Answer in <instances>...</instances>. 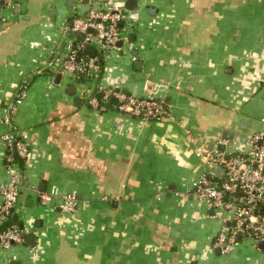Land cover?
<instances>
[{"label": "crops", "instance_id": "crops-1", "mask_svg": "<svg viewBox=\"0 0 264 264\" xmlns=\"http://www.w3.org/2000/svg\"><path fill=\"white\" fill-rule=\"evenodd\" d=\"M124 1L0 4V184L9 179L1 135L28 145L14 209L22 241L0 245V264H264V247L246 237L227 255L213 247L224 220L193 192L198 148L244 152L264 129V0ZM90 9L121 10V41L98 75L78 81L54 68L63 25ZM109 86L167 114L92 109L87 93ZM48 190L75 192V209L39 203Z\"/></svg>", "mask_w": 264, "mask_h": 264}, {"label": "built area", "instance_id": "built-area-1", "mask_svg": "<svg viewBox=\"0 0 264 264\" xmlns=\"http://www.w3.org/2000/svg\"><path fill=\"white\" fill-rule=\"evenodd\" d=\"M4 0H0V4ZM120 9H90L84 15H71L63 25L66 40L65 54L56 71L71 74L76 80L85 75H98L103 56L112 49H119L120 24L123 21ZM76 32V35H72ZM264 86V79L262 81ZM20 90L10 107V113L21 101ZM87 104L97 111L105 110L108 102L116 110L144 119H156L167 114L161 102L149 97H139L126 92L120 86H109L87 93ZM6 151L3 157L5 171L9 175L6 183L0 184V245L22 241L21 230L11 216L15 214L20 190L23 185L18 161L26 157L28 145L11 132L1 135ZM244 152L230 153L212 150L203 146L196 151L203 172L193 182L195 196L204 201L213 215L224 222L212 239V245L222 254H228L237 244L238 235L254 243L264 241V129L246 138ZM221 167L220 173L217 168ZM59 199L63 212L75 209L78 196L70 191L56 194L54 190L38 193L39 203H48L51 198Z\"/></svg>", "mask_w": 264, "mask_h": 264}, {"label": "water", "instance_id": "water-1", "mask_svg": "<svg viewBox=\"0 0 264 264\" xmlns=\"http://www.w3.org/2000/svg\"><path fill=\"white\" fill-rule=\"evenodd\" d=\"M124 3H125L124 4L125 8H127V9H135L136 8V5H137V0H125ZM120 27H122V24H120ZM73 34L76 35L77 33L76 32H73ZM117 45L120 46V42H118ZM59 75L60 74L58 73L57 76H59ZM224 133L227 134L224 137L225 138H228V139L231 138L230 135H233L231 130H224ZM222 149H223V147L221 148V150ZM221 170H222V168L221 167H218L217 168V173H220ZM240 238H241V236L238 235V239H240ZM258 245L264 247V241H259L258 242ZM192 264H194V263H192Z\"/></svg>", "mask_w": 264, "mask_h": 264}, {"label": "trees", "instance_id": "trees-1", "mask_svg": "<svg viewBox=\"0 0 264 264\" xmlns=\"http://www.w3.org/2000/svg\"><path fill=\"white\" fill-rule=\"evenodd\" d=\"M85 76H87V75H85ZM109 103H110V102H108L107 105H108L109 107H112V105L109 104ZM11 218H12V220H14V221L17 223V225L19 226V222L16 220V218H15V214H13V215L11 216ZM3 227H4V226H1L0 229H3Z\"/></svg>", "mask_w": 264, "mask_h": 264}]
</instances>
